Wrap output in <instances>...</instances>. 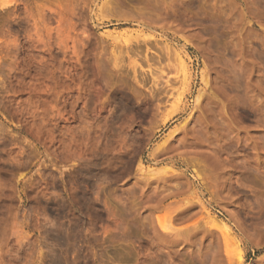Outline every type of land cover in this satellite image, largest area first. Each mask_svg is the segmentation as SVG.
<instances>
[{
    "label": "rangeland",
    "instance_id": "rangeland-1",
    "mask_svg": "<svg viewBox=\"0 0 264 264\" xmlns=\"http://www.w3.org/2000/svg\"><path fill=\"white\" fill-rule=\"evenodd\" d=\"M0 264H264V0H0Z\"/></svg>",
    "mask_w": 264,
    "mask_h": 264
}]
</instances>
